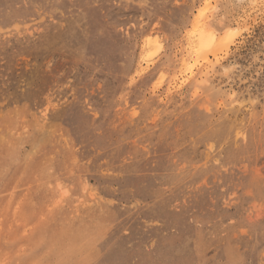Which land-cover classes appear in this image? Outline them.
<instances>
[{"label": "rangeland", "instance_id": "obj_1", "mask_svg": "<svg viewBox=\"0 0 264 264\" xmlns=\"http://www.w3.org/2000/svg\"><path fill=\"white\" fill-rule=\"evenodd\" d=\"M0 264H264V0H0Z\"/></svg>", "mask_w": 264, "mask_h": 264}, {"label": "bare ground", "instance_id": "obj_2", "mask_svg": "<svg viewBox=\"0 0 264 264\" xmlns=\"http://www.w3.org/2000/svg\"><path fill=\"white\" fill-rule=\"evenodd\" d=\"M201 27H202V26H201ZM201 27H199V31H198V32H200V33H199V36L197 35V37H199V38H198V40H199V42H198L199 45H198V46L200 47V44H201V46H202V44H203V45H204V44L207 45L209 41H210L211 43H212V42H215V41H216L215 36H212L214 33L212 34V31H211L209 28H207L206 26H205L206 29L203 28V30H202ZM200 29H201V30H200ZM207 29H209V30L211 31V33H209L210 31H208ZM197 30H198V29H197ZM204 30H206V31H208V32L206 33V31L204 32ZM198 32H197V33H198ZM207 34H209L210 36H208ZM214 35H215V34H214ZM150 39H151V37H150L147 41H145V42H147V43H146L147 45H145V46H148V45H149V44H148V41H149ZM196 39H197V38H196ZM196 39H195V40H196ZM154 41H155L154 44L151 43L153 46H155V45L157 44L155 39H154ZM150 42H151V41H149V43H150ZM206 42H207V44H206ZM210 42H209V43H210ZM211 43H210V45H211ZM205 45H204V46H205ZM208 45H209V44H208ZM148 47H149V46H148ZM196 48H197V47H196Z\"/></svg>", "mask_w": 264, "mask_h": 264}]
</instances>
